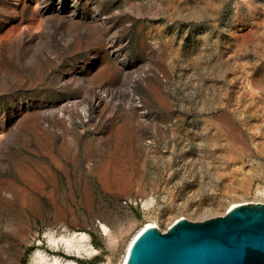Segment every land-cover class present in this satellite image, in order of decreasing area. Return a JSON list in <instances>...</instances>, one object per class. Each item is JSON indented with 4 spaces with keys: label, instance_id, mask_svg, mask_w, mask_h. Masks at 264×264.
<instances>
[{
    "label": "rangeland",
    "instance_id": "obj_1",
    "mask_svg": "<svg viewBox=\"0 0 264 264\" xmlns=\"http://www.w3.org/2000/svg\"><path fill=\"white\" fill-rule=\"evenodd\" d=\"M91 98L81 135L52 113L50 153L29 137L0 156V181L31 197L0 193V264L62 256L47 238L62 224L91 235L98 254L81 263L120 264L151 221L166 232L179 216L264 203V0H0V119L15 127L26 110ZM109 160L107 188L95 172Z\"/></svg>",
    "mask_w": 264,
    "mask_h": 264
},
{
    "label": "bare ground",
    "instance_id": "obj_2",
    "mask_svg": "<svg viewBox=\"0 0 264 264\" xmlns=\"http://www.w3.org/2000/svg\"><path fill=\"white\" fill-rule=\"evenodd\" d=\"M105 96L106 98L112 97V95L109 93H106ZM70 102L71 101H66L64 103H60L59 105H57V107L46 108L45 110L36 107H34L32 110H26L25 112L19 114V120L15 127H12L6 117L2 116V118L0 119V134L1 136H3V139L0 138V156L10 155L11 147L15 142L21 140L23 142H26L29 137H32L41 148L50 153L52 151V146L54 143V121H51L48 117L51 116L52 113H57V115L60 116L58 122L59 129L62 130L64 136L66 134V131L69 129H78V133L79 135H81L85 129L84 121L90 120V110L91 107L95 105V100L91 98V103H86L84 99L76 100L71 103ZM75 108L79 111L78 115L74 114L73 112ZM120 134L122 133L120 132ZM112 138H109V140ZM121 140L122 137L120 136L119 140H117L116 142L117 145L120 144ZM59 145L61 152L63 154H67L68 149L66 146V137L65 141L61 142ZM79 155L80 151L78 150L76 159H79ZM51 157L56 160L53 155H51ZM1 165L3 164L0 163V166ZM13 166L19 178L33 191H43L42 182L39 180V178H37L34 172H32L23 164L14 163ZM115 171L116 170L112 168L111 160H109L104 164V167L102 169H98V171H96L95 173L100 178L104 186L110 188L111 183L114 181V179H116L115 176L118 174L116 173L117 171ZM122 181L124 183V189L131 188V181L129 176L124 177ZM3 191L10 193L11 195H15L21 205L28 204V201L31 199L28 191L20 188V186H18L13 181H0V193H2ZM49 197L52 202H54V196L50 195ZM142 202L145 207H148L152 201L143 199ZM249 203L250 202L233 203L231 207L227 208V211L236 206ZM181 218L187 217H177L171 222L170 226L179 221V219ZM99 223L101 226V230L106 235L109 243L111 245L115 244L117 238L116 234L112 233L109 226L104 222L100 221ZM151 226H155L161 229L160 225L156 221H151L143 225L133 236V238L128 242L120 264H126L133 242L145 229ZM60 229L56 230L55 228H49L47 232V238L50 245L53 248H56L55 251L58 252L62 250L63 255H55L53 257H49L47 253L38 249L32 255L31 264H83L80 262L81 259H87V256L90 258L98 254V250L90 241L91 235L88 232L70 230L65 224H62L60 226ZM61 246L63 249H61Z\"/></svg>",
    "mask_w": 264,
    "mask_h": 264
},
{
    "label": "water",
    "instance_id": "obj_3",
    "mask_svg": "<svg viewBox=\"0 0 264 264\" xmlns=\"http://www.w3.org/2000/svg\"><path fill=\"white\" fill-rule=\"evenodd\" d=\"M126 264H264V203L239 205L202 222L181 218L166 232L148 227Z\"/></svg>",
    "mask_w": 264,
    "mask_h": 264
}]
</instances>
